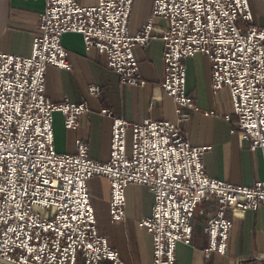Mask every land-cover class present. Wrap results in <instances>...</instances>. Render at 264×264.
<instances>
[{"label":"built area","instance_id":"2783aa9c","mask_svg":"<svg viewBox=\"0 0 264 264\" xmlns=\"http://www.w3.org/2000/svg\"><path fill=\"white\" fill-rule=\"evenodd\" d=\"M149 17L128 31L134 0H42L43 11L29 56L0 49V259L8 264H127L99 233L88 194L93 176L109 179L108 214L124 221L125 189L145 186L152 210L139 224L152 240L150 264H175L177 243L190 244L197 205L214 201L206 219V258L226 253L232 221L245 210L264 211V178L237 186L209 177L203 154L181 128L193 109L186 89L187 58L205 56L213 92L229 89L232 126L264 164V27L255 21L250 0H152ZM264 1V0H262ZM156 19H165L157 30ZM77 32L84 47L105 56L107 66L127 85L145 84L134 47L160 39L164 45L161 89L176 104V122L146 118L131 124L112 116L107 162L91 159L88 144L75 142L76 153L54 148L53 113L66 128H77L89 111L85 102L53 103L45 95L49 65L70 70L61 37ZM90 94L100 88L90 85ZM102 115L111 116L110 109ZM214 114L213 111L205 115ZM230 120V115H224ZM233 131V130H232ZM253 264H264L258 257Z\"/></svg>","mask_w":264,"mask_h":264},{"label":"crops","instance_id":"0c3cea01","mask_svg":"<svg viewBox=\"0 0 264 264\" xmlns=\"http://www.w3.org/2000/svg\"><path fill=\"white\" fill-rule=\"evenodd\" d=\"M88 5L96 0H76ZM152 0H134L128 31L136 33L151 12ZM42 0H0V49L14 55L29 56L37 27L39 14L43 11ZM256 19V18H255ZM160 30L165 21L155 20ZM264 27V22L256 19ZM67 51L70 70L52 65L46 68L45 95L53 103L69 100L72 103L85 102L89 111L79 118L77 128H66L63 115L53 113L54 148L59 153H76L77 138L88 144L91 159L107 162L110 155L112 116L128 120L131 124L146 118L176 122V104L164 93L162 53L164 45L160 39L152 40L147 47H134L139 71L145 80L143 86L127 85L107 66L105 56L95 48L84 47L80 33L65 32L61 37ZM186 89L192 98L193 109H184L188 120L181 122L193 146L210 147L202 156L205 172L209 177L229 181L234 185H251L264 178V164L259 151H251L248 142L239 137L232 126L236 117L232 114L229 89L223 86L218 92L210 87L209 60L195 54L187 58ZM90 85L100 88L98 94H90ZM112 114L102 115V109ZM213 111L212 115L205 112ZM230 115L227 120L224 115ZM233 130V131H232ZM109 179L93 176L88 181V194L95 209L98 230L127 264H150L152 240L138 223L150 214L153 196L143 185L129 184L125 189L126 215L124 221H112L108 214L110 200ZM216 203L202 202L197 205L192 218V240L190 244L177 243L175 264H253V260L264 258V211L245 210L231 217L232 221L226 253L213 252L206 258L204 249L209 237L204 230L206 219L215 211ZM100 264H108L103 261Z\"/></svg>","mask_w":264,"mask_h":264},{"label":"rangeland","instance_id":"374dc122","mask_svg":"<svg viewBox=\"0 0 264 264\" xmlns=\"http://www.w3.org/2000/svg\"><path fill=\"white\" fill-rule=\"evenodd\" d=\"M147 1V0H145ZM251 8L252 11L255 15L256 19H259L264 22V1L262 0H250ZM255 19V21H256ZM158 22H163L165 19H157ZM0 264H8L7 262L5 263L0 259ZM80 264V263H79Z\"/></svg>","mask_w":264,"mask_h":264}]
</instances>
